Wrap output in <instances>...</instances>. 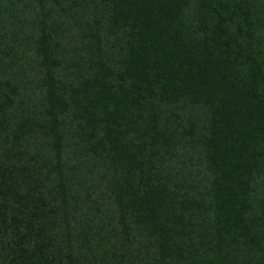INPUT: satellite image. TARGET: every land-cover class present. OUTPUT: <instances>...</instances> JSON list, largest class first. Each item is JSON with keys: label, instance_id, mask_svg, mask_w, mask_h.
Wrapping results in <instances>:
<instances>
[{"label": "trees", "instance_id": "trees-1", "mask_svg": "<svg viewBox=\"0 0 264 264\" xmlns=\"http://www.w3.org/2000/svg\"><path fill=\"white\" fill-rule=\"evenodd\" d=\"M0 264H264V0H0Z\"/></svg>", "mask_w": 264, "mask_h": 264}]
</instances>
